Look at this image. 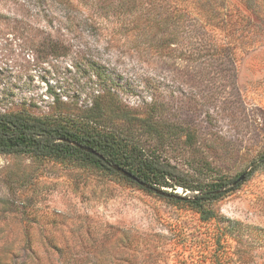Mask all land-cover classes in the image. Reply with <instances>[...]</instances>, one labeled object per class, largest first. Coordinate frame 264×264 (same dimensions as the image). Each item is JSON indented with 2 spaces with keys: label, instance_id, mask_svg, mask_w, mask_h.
I'll return each mask as SVG.
<instances>
[{
  "label": "rangeland",
  "instance_id": "rangeland-1",
  "mask_svg": "<svg viewBox=\"0 0 264 264\" xmlns=\"http://www.w3.org/2000/svg\"><path fill=\"white\" fill-rule=\"evenodd\" d=\"M108 101L185 185L0 153V264H264V0H0V112Z\"/></svg>",
  "mask_w": 264,
  "mask_h": 264
},
{
  "label": "trees",
  "instance_id": "trees-1",
  "mask_svg": "<svg viewBox=\"0 0 264 264\" xmlns=\"http://www.w3.org/2000/svg\"><path fill=\"white\" fill-rule=\"evenodd\" d=\"M179 11L175 9L173 17H178ZM182 15L183 13L179 12V16ZM115 101H108L106 107L97 102L78 117L68 115L62 118L26 112H0V153L27 154L43 158L76 156L108 170H114L109 166L107 162L109 161L123 166L139 179L156 187L184 186L185 184L177 180L176 168L170 162L161 159L155 149L148 153L140 142H136L135 132H132L133 126L138 131L144 123L149 133L153 134H160L163 127L158 125L157 120L151 119L150 122H146L144 118L132 115L126 108L117 110ZM71 141L93 147L104 155L106 161L79 148ZM259 166H264V151L254 162L248 176ZM211 185L213 186L207 190L193 188L198 190L193 197L175 196L171 199L177 203H189L204 216L205 202L220 196L221 189L225 186L219 183Z\"/></svg>",
  "mask_w": 264,
  "mask_h": 264
},
{
  "label": "water",
  "instance_id": "water-1",
  "mask_svg": "<svg viewBox=\"0 0 264 264\" xmlns=\"http://www.w3.org/2000/svg\"><path fill=\"white\" fill-rule=\"evenodd\" d=\"M72 144L78 146L79 148L85 150V151H88L94 155H96L97 157L101 158L102 160L106 161V158L104 157V155L102 153H100L98 150L94 149L93 147L91 146H88L86 144H82V143H79L77 141H71ZM109 166L112 167L114 170H116L117 172L121 173L122 175L132 179V180H135L137 181L138 183H140L141 185L157 192V193H162V194H168L167 192H165L163 189L161 188H158L154 185H151L141 179H139L134 173H132L131 171H129L128 169L124 168L123 166L117 164V163H110L109 161H107ZM246 177V173H243L241 174L237 180L235 181L238 182V181H241V180H244Z\"/></svg>",
  "mask_w": 264,
  "mask_h": 264
}]
</instances>
